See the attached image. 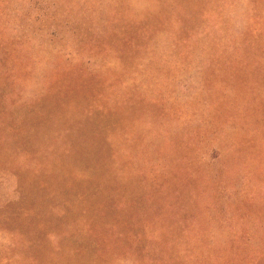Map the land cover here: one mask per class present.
<instances>
[{"label": "rangeland", "instance_id": "1", "mask_svg": "<svg viewBox=\"0 0 264 264\" xmlns=\"http://www.w3.org/2000/svg\"><path fill=\"white\" fill-rule=\"evenodd\" d=\"M0 67V264H264V0H0Z\"/></svg>", "mask_w": 264, "mask_h": 264}, {"label": "trees", "instance_id": "2", "mask_svg": "<svg viewBox=\"0 0 264 264\" xmlns=\"http://www.w3.org/2000/svg\"><path fill=\"white\" fill-rule=\"evenodd\" d=\"M124 34L125 33H123V35ZM124 40L126 42H130L131 46L133 45L132 39L130 37H126L124 35L122 37V41H124ZM135 47H137V46L135 45ZM5 75H6L5 70L0 67V80L2 78H4ZM84 85H85L84 82L79 83V84L76 85L77 88L76 89H72L70 92H69V87L67 85H61L59 87L61 89L59 91L61 97H59V98L62 99V100L61 101L57 100L58 107L60 106L61 108L65 109L64 107H65V105L67 103V99L69 98V94L70 93L72 94L74 91H77L78 89H83V88L85 89ZM6 89H7V87H6L5 83H1L0 82V97H4V96L7 95L6 94L7 93ZM55 93L56 92H54L53 89H48L47 91H45L44 94H42V96L39 98V100L37 102H34V100H33V102L32 101H25V100L23 101L21 98H20L21 101L19 99H17V102L19 104V107H21L20 109L23 110L22 113H24V115H26V117H29V118H31L33 120L35 119L36 123H42L46 119V117L48 116V111L47 110L49 108L47 105H45L46 101H45L44 98L47 97L48 99H51V98L54 97ZM62 93L64 95L63 97H62ZM11 97H14V96L11 95ZM50 108H53V106H51ZM53 110L55 111L56 108L55 109L53 108ZM0 112L2 113V115H7L6 113H8V111L4 110V109H2V110L0 109ZM3 127H5V125L0 121V131H1V129ZM79 202H77V203H79ZM85 210H86L85 212H89V208H85ZM89 231L92 232V229H90ZM227 251H229V250L226 247V248L222 249V252H220L222 260L226 257V252ZM220 255H219V257H220Z\"/></svg>", "mask_w": 264, "mask_h": 264}]
</instances>
